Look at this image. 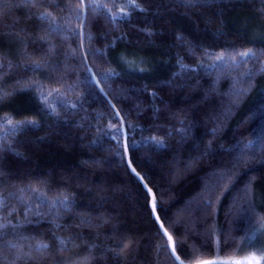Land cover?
<instances>
[{
    "label": "trees",
    "instance_id": "1",
    "mask_svg": "<svg viewBox=\"0 0 264 264\" xmlns=\"http://www.w3.org/2000/svg\"><path fill=\"white\" fill-rule=\"evenodd\" d=\"M0 9V264L264 257V0Z\"/></svg>",
    "mask_w": 264,
    "mask_h": 264
},
{
    "label": "snow or ice",
    "instance_id": "2",
    "mask_svg": "<svg viewBox=\"0 0 264 264\" xmlns=\"http://www.w3.org/2000/svg\"><path fill=\"white\" fill-rule=\"evenodd\" d=\"M30 2L34 3V0H30ZM132 2L135 3V0H132ZM97 6H99V5H97ZM121 13H123V14L126 15V13H124V9H121ZM2 16H3V10L0 9V17H2ZM255 55H256V53L253 52V51H251V50H248V51H245V52H241V53H239V56H240L242 59H247V58L252 57V56H255ZM216 59H217L218 61H224V60H225V56H224L223 54H221V55H218V56L216 57ZM9 123H11V122L9 121ZM122 127H123V125L121 124V128H122ZM118 131H119V129H118ZM134 171H135V169H133V172H134ZM152 208H153V210H155V208H156V202H155V199H153ZM157 219H158V217H157ZM5 227H7L6 224L0 223V229H3V228H5ZM164 231H165V233H166V230H164ZM168 240L171 241V236H168ZM13 247H15V246H13ZM38 248H40V249H44V248H47V245L41 244V245H38ZM172 250L175 251V248L173 247ZM262 259H264V257H255V256L253 255L252 257L249 258V261H250V264H251V262H254V264H260V261H261ZM213 264H215V262H213Z\"/></svg>",
    "mask_w": 264,
    "mask_h": 264
},
{
    "label": "rangeland",
    "instance_id": "3",
    "mask_svg": "<svg viewBox=\"0 0 264 264\" xmlns=\"http://www.w3.org/2000/svg\"><path fill=\"white\" fill-rule=\"evenodd\" d=\"M152 203H153V199L151 200V204ZM249 236H250L249 242L253 243V241L251 239V238H253V234L249 235ZM253 255L255 257H263V252H261L260 249H250V250L246 249L243 252V254H240V255H237V256H232V258H230L229 261H230V264L231 263L232 264H250L249 258L252 257ZM203 263H204L203 261H200V262H196V263H192V264H203ZM262 263H263V259L260 261V264H262ZM251 264H254V262H251Z\"/></svg>",
    "mask_w": 264,
    "mask_h": 264
}]
</instances>
